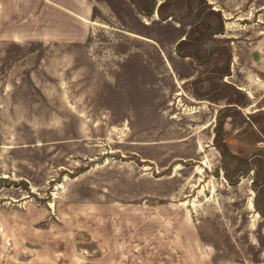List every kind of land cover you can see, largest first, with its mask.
<instances>
[{
    "label": "rangeland",
    "instance_id": "374dc122",
    "mask_svg": "<svg viewBox=\"0 0 264 264\" xmlns=\"http://www.w3.org/2000/svg\"><path fill=\"white\" fill-rule=\"evenodd\" d=\"M162 1L101 0L48 43L7 37L31 36L12 5L0 264H264V0Z\"/></svg>",
    "mask_w": 264,
    "mask_h": 264
},
{
    "label": "crops",
    "instance_id": "0c3cea01",
    "mask_svg": "<svg viewBox=\"0 0 264 264\" xmlns=\"http://www.w3.org/2000/svg\"><path fill=\"white\" fill-rule=\"evenodd\" d=\"M154 1L155 11L156 6L163 1ZM248 1L249 0H207V2L212 5V8L223 11L224 14L238 11ZM99 3H101V0H0V12L6 13L2 15L0 14L3 18V24L0 26V34H2V32L4 33L5 22L11 21L12 23L14 21V16L9 13L13 11L12 5H17L20 7H17L16 10L23 13L21 18L25 21L26 28L22 29L27 33L30 31L31 36H29L30 39H22L25 37V32L20 29L22 32L20 33L15 25H8L10 29L7 32L5 31L7 37L12 36L19 42H66L70 35L69 31H67L69 29L67 25L68 18L72 19L76 28L74 32L70 31L72 32L70 39H76L79 41L83 39V36L85 35L84 22L91 18L89 12L94 11L95 5L98 6ZM52 13L58 15L55 17ZM69 13L72 15H69ZM6 35L3 34V38H6ZM259 50L260 49L257 47L256 51H252V59L259 58V53H261ZM262 58H264V54L262 55Z\"/></svg>",
    "mask_w": 264,
    "mask_h": 264
}]
</instances>
